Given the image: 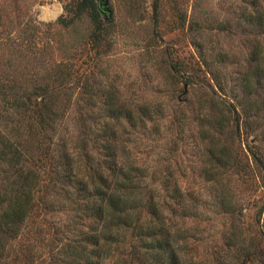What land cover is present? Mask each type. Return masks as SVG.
<instances>
[{"label":"trees","instance_id":"trees-1","mask_svg":"<svg viewBox=\"0 0 264 264\" xmlns=\"http://www.w3.org/2000/svg\"><path fill=\"white\" fill-rule=\"evenodd\" d=\"M66 9L56 23L31 19L23 38H0V264H264V149L242 142L251 134L264 144V7L247 13L252 47L236 90L226 91L195 41L207 94L198 100L206 109L198 115L199 181L178 176L183 165H145L128 144L132 129L141 134L159 119L161 105L133 104L113 90L99 105L80 101L82 65L66 52L81 45V32L58 39L63 57L46 61L53 43L43 38L54 25L76 31L86 18L96 41L111 21L97 0ZM180 105L167 114L175 150ZM71 110L77 133L68 145L57 134ZM257 194V219L245 225Z\"/></svg>","mask_w":264,"mask_h":264},{"label":"rangeland","instance_id":"rangeland-1","mask_svg":"<svg viewBox=\"0 0 264 264\" xmlns=\"http://www.w3.org/2000/svg\"><path fill=\"white\" fill-rule=\"evenodd\" d=\"M109 1L111 15L103 10L101 14L105 20L111 21L104 25L96 41L90 36L94 27L86 18L79 23L76 31L73 27L62 29L54 25L53 31L43 38L53 43L46 61L63 57L62 52L57 50L58 39L71 40L81 32V45L66 52L75 56L77 66L82 65L84 77L81 83L86 85V89L80 101L87 105H99L106 99V92L113 90L121 94V100L133 104H146L150 108L161 105L159 119L152 120L141 134H138L141 131L132 129L128 144L134 151L137 150L145 165H183L186 168L177 170L176 174L184 181H199L198 165L204 162H201L198 115L203 116L206 109L199 107L198 100L207 94L199 80L203 71L199 70L201 64L195 41L204 44L211 55L214 61L211 68L220 73L226 91L231 87L236 90L237 74L245 69L252 47L250 39L253 34L245 31V19L248 11L263 8L264 0ZM75 3L76 0H0V38H23V31L31 19L41 24L56 23L59 17L67 15V6ZM184 16L187 21L182 27ZM5 45L4 53L7 52ZM32 57L31 68L35 66ZM187 77L191 79L188 83L185 81ZM92 92L95 95L91 97ZM78 99L75 92L72 100ZM178 104L185 110L181 116L177 114L182 118V132L175 150L167 114L174 111ZM69 112L57 134L60 142H67L68 145L70 140L73 143L77 133L74 128L75 113L73 110ZM90 114L92 119L98 116L96 109ZM256 119L254 125L262 123L263 115ZM242 142L264 149V144L251 134L244 135ZM255 197L253 203L244 209L242 219L245 225L253 218L257 219L262 201L258 200V194ZM215 231L211 230L212 233ZM195 234L200 236L197 231Z\"/></svg>","mask_w":264,"mask_h":264},{"label":"water","instance_id":"water-1","mask_svg":"<svg viewBox=\"0 0 264 264\" xmlns=\"http://www.w3.org/2000/svg\"><path fill=\"white\" fill-rule=\"evenodd\" d=\"M99 7L105 11L107 14L111 15L112 11L110 9V1L109 0H98ZM186 86L185 91L186 92Z\"/></svg>","mask_w":264,"mask_h":264},{"label":"bare ground","instance_id":"bare-ground-1","mask_svg":"<svg viewBox=\"0 0 264 264\" xmlns=\"http://www.w3.org/2000/svg\"><path fill=\"white\" fill-rule=\"evenodd\" d=\"M47 10V9H46ZM55 11V10H54Z\"/></svg>","mask_w":264,"mask_h":264}]
</instances>
